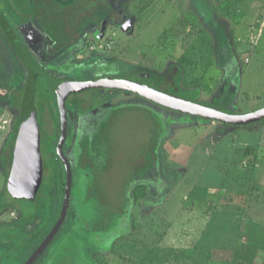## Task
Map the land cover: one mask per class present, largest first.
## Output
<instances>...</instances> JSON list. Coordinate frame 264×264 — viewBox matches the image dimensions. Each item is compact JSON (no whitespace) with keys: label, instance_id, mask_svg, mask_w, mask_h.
<instances>
[{"label":"rangeland","instance_id":"1","mask_svg":"<svg viewBox=\"0 0 264 264\" xmlns=\"http://www.w3.org/2000/svg\"><path fill=\"white\" fill-rule=\"evenodd\" d=\"M33 1L27 0L31 13ZM83 1L54 4L78 2L68 10L70 23L73 12H86L79 4ZM110 3L111 16H125L126 27L107 20L101 36L95 37L96 23L87 19L82 39L73 36L69 44L66 35L50 36L40 20L19 25L7 19L31 58L57 80L134 79L136 71L151 77L153 84L163 80L181 91L196 88L199 105L220 103L225 114L264 108V0ZM103 15L97 10L92 17ZM0 37H5L1 28ZM58 39L66 46L56 50ZM9 47L3 44L0 50L8 51L0 58V89L6 91L0 101L7 103L1 113L0 155L11 131V102L21 98L27 80ZM76 55L83 59L76 61ZM109 91L110 105L93 99L103 91L73 94L66 101L63 149L72 172L69 208L58 235L34 264H264V118L248 125L223 124L174 113L135 94ZM174 96L191 99L178 90ZM146 105L169 114V134L166 120ZM56 106L53 162L48 163L53 177L48 171L41 185L49 187L42 186L36 200L15 199L17 209L0 213V264H25L61 212L66 177L53 153L59 137ZM154 139L161 162L157 159L153 173L151 168L133 179L132 189L144 186L145 196L131 202L124 229L107 237L99 227L125 207L120 193L133 176L142 174ZM2 176L0 160V190ZM155 182L162 187L157 195L149 191Z\"/></svg>","mask_w":264,"mask_h":264},{"label":"trees","instance_id":"2","mask_svg":"<svg viewBox=\"0 0 264 264\" xmlns=\"http://www.w3.org/2000/svg\"><path fill=\"white\" fill-rule=\"evenodd\" d=\"M5 1L7 3L6 5H8L9 7V10H8L9 15L11 16V18L13 19L15 23H18L19 25H23L32 20H36V21L40 20L44 22V24L46 25L44 29L50 36L57 37L56 35L59 34V36L62 37V35H66L68 38L67 40L68 42H65L66 44H69L70 41H73L74 39H78L79 37L82 39L81 33L86 27L85 23L87 19L90 20L89 22L91 23H93V21L96 23V25L93 28V31H94L93 33L95 34V37L101 36L102 34L101 32H103V28H104V23L107 20L114 22L116 25H119V26L123 25L125 27H126L125 24L127 22L125 16L121 18L118 17L117 15L113 17L111 16L112 11H113L112 4L110 3L111 0H84L83 2H79V4L80 3L83 4V7L81 6V8L86 12L83 13L82 10L81 12L80 11L73 12L72 21L70 23L68 19L71 16L68 13V10L73 9L74 6H76L75 7L76 9L78 6L77 4L78 2H72L70 3L71 5H67V7H64L63 6L64 4L62 5L54 4L55 1L57 0H34L32 5H34L36 9L34 10V12L31 13L30 7L27 5V0H5ZM97 10L98 11L101 10L104 13L103 17H100V18L96 16L92 17V14L95 15L97 13ZM87 14H91V15L87 16ZM120 15L122 16L123 14H120ZM56 22L59 25L55 27L54 23ZM74 26L76 27L74 28V30H72ZM73 36L75 37L74 39H73ZM60 42H61V45L55 46L56 50H59L60 48H64L66 46L62 40L58 39V43ZM6 44L9 46L8 43ZM9 49L11 51L10 47ZM25 49L28 51L26 47ZM132 72H133L132 76L135 75L138 77L136 78L134 77V79H132L126 76V78H128L127 80L143 84L145 86L153 88V90L154 89L158 90L162 93H165L175 98H179L177 96H174V93L177 90L178 92H182V93L185 92L186 94H189L191 96V99H183V100L187 102L197 103V98L199 96V92H198L199 90L196 88L192 90L181 91L182 89L180 90L179 88L175 87L176 84H168V83H165L163 80H158L154 82L153 84V82H151L152 81L151 77L141 75L140 73L138 74L136 71H132ZM25 86H26V82L23 86L22 94H24ZM86 91H89V90H86ZM90 91H96V92L103 91V92H98L99 95H95V96L93 95V99H95V101H98L96 103L101 104V103H105L109 101V95L106 94L109 91L108 89H90ZM83 92H80V93H83ZM169 92H172V93H169ZM225 92L227 94V89L226 90L224 89L223 95ZM22 94H21V98H19L17 102H16V98L12 100L11 102L10 108L13 113L11 124H9L11 131L9 132V134L7 135L4 141L1 155H0L1 168H2V174H3V187L0 192V213L5 212L8 209H17V205L15 203L16 200L13 197V191L14 190L18 191L20 189L19 188L20 186L24 187V185H26L25 180L28 178V168L30 167V165L35 164V159H36L33 136L31 137L25 136L20 139L18 137L19 128H20L19 125H20L21 101L23 97ZM53 94L54 93L52 89L49 87V85L41 77H36L35 89H34V94H33V105L35 109V117H36V123H37L36 125L38 128V139H39V145H38L39 154L38 155H39L40 164H41L40 166L41 167L40 168L41 169V180H40V184H38V189L36 190L33 200H36L38 197H40L42 186L43 187L45 186L41 184H43V178L48 175V171L50 172L51 178L53 177V169H51L50 171V166L48 165L49 162L50 164H52L53 162L51 158L52 157L51 145L56 138L55 136L56 125L55 124H56L57 118H55V109H54L56 99ZM76 94H79V93H74V95ZM93 104H94V100H93ZM206 106L214 111L216 110V111L224 112L223 107L220 103H217V105L208 103V105ZM84 110L86 109H83V108L81 109L82 112H84ZM149 111L154 112V114L161 116V119L164 118V120H166L165 130H167L169 134L170 123H167L168 118L170 119L169 114L163 116L159 114L157 111H155L153 108L149 109ZM172 112L177 113V114L180 113L176 111H172ZM180 114H183V113H180ZM66 116H67V123H68L69 117L67 115V110H66ZM202 119L209 120L207 118H202ZM262 119H259V120H262ZM259 120H254L248 124L257 122ZM58 124H59V115H58ZM154 127L156 130L157 124L154 125ZM67 129H68V125H67ZM154 135L157 136L155 138L157 140L159 138L158 133H155ZM66 139H67V136H66ZM155 139L150 147L151 151H148L147 161H146V164H144V167H143L144 169H143L142 174H137V175L135 174L136 176H133L130 179V183H128V185L126 186L125 192L120 193V196H122V199H124L125 207H123L121 211L118 212L117 215L115 214L113 218H110V221H108L106 224L103 223V225L99 227V228H102L101 232L104 233L107 237L111 238L113 235H117L118 229L119 230L124 229L125 226L123 225L126 222L127 217L129 215L128 213L130 211L131 202L136 201L139 198H143L145 196V188H143L144 186H136L132 189V186L134 183L133 179L137 178L138 176L140 177L143 174L146 175L147 173H149V170L151 168H152V172L156 171L155 169H157V158L159 159V157L155 155L156 146H157ZM65 143H66V140H65ZM53 153L54 155L56 154L55 151ZM21 175L22 176L25 175V178L23 179L22 177L20 178ZM160 178L161 177L158 175V178L156 180L159 182ZM95 180L97 182V178H95ZM93 182L94 181H91L90 185L94 186ZM156 182L152 185L150 184V187H149L150 193H155V195H157V191L160 190V187L155 186ZM48 187L49 185L46 184L45 190H47ZM100 199H101V204H103L104 201L102 200V198ZM98 203L100 204V202ZM16 211L18 212L19 210H16ZM57 235L58 234L55 235L53 240L56 238Z\"/></svg>","mask_w":264,"mask_h":264},{"label":"water","instance_id":"3","mask_svg":"<svg viewBox=\"0 0 264 264\" xmlns=\"http://www.w3.org/2000/svg\"><path fill=\"white\" fill-rule=\"evenodd\" d=\"M0 28L8 42L12 52L15 54L21 65L24 66L27 73L26 86L22 101H21V112H20V128H19V139L23 137L34 138V150H35V164L30 165L28 168V178L25 180L24 187L20 186L18 191H13L14 199H33L38 189V184L41 180V164L39 158V139H38V128L35 117V109L33 105V94L35 89L36 77H41L52 89L53 95L56 99L57 111L59 115V137L55 146V155L60 159L65 169V188L63 195V203L59 217L43 239L36 250L30 255L25 264H34L38 258L43 254L48 245L52 242L58 230L61 228L65 214H67L69 208V199L72 184V172L69 161L64 155L63 147L67 136V116H66V100L70 95L74 93H80L90 89H108L118 90L140 96L152 103H155L161 107H164L171 111L180 112L186 115L207 118L209 120H216L224 124L231 125H246L254 120L264 118V108L245 115H229L220 111H214L210 108L199 105L198 103L187 102L153 88L145 86L143 84L129 81L127 79L119 78H99L91 81H67L57 80L46 73L37 63L31 58L24 45L20 42L10 24L0 12ZM25 178V175H21L20 178Z\"/></svg>","mask_w":264,"mask_h":264},{"label":"crops","instance_id":"4","mask_svg":"<svg viewBox=\"0 0 264 264\" xmlns=\"http://www.w3.org/2000/svg\"><path fill=\"white\" fill-rule=\"evenodd\" d=\"M7 3H6V1L5 0H0V12H2V14L4 15V17L6 18V20L8 21V22H10L7 18H8V16H10V15H7L8 13V9L6 8V5ZM10 18H11V16H10ZM11 20H12V18H11ZM15 23V22H14ZM9 24H11V23H9ZM13 26V25H12ZM11 26V27H12ZM14 27V26H13ZM5 39V37H2V39H1V37H0V50H1V47H2V45L3 44H5L6 46H8L6 43H8L7 41H6V39ZM5 42V43H4ZM8 52V51H7ZM7 52H6V49H4L3 48V52H1L0 51V58H1V56H7ZM10 53V52H9ZM14 54V53H13ZM13 56H15V54L13 55ZM16 57V56H15ZM74 59L76 60V61H78V60H81V59H83V56H75L74 57ZM23 67V66H22ZM111 92L110 91H108L106 94H108L109 95V101H107L106 103H108V102H110V103H108L109 105L110 104H112V103H114V102H112V99L110 98L111 97V94H110ZM112 93H114V92H112ZM5 94H6V91H3L2 92V90L0 89V97H4L5 98ZM119 95V94H118ZM129 104V101L127 102H123V101H121V103L120 104ZM7 105V103H6V100H5V102L3 101V102H1L0 101V124L2 123V122H4L3 120V118H1V116L3 115V111H4V109L7 107L6 106ZM145 105V104H144ZM147 106V105H146ZM149 106V105H148ZM147 106V107H148ZM145 107V106H144ZM149 107H151V108H149V109H152V106H149ZM155 111H157L159 114H161V115H167L166 114V112H161V110H157V108H153ZM3 110V111H2ZM86 112V111H85ZM251 112H254V111H251ZM1 113H2V115H1ZM5 123V122H4ZM165 139V138H164ZM160 152V151H159ZM159 152H156L155 151V155L156 156H158V155H160V154H158ZM160 157V156H159ZM158 159V158H157ZM158 161L159 162H161V160H160V158L158 159ZM158 164V163H157ZM2 178H3V176H2ZM161 185V184H160ZM2 187H3V180H2ZM162 187H160V189H161ZM1 190H2V188H1ZM1 190H0V192H1Z\"/></svg>","mask_w":264,"mask_h":264},{"label":"flooded vegetation","instance_id":"5","mask_svg":"<svg viewBox=\"0 0 264 264\" xmlns=\"http://www.w3.org/2000/svg\"><path fill=\"white\" fill-rule=\"evenodd\" d=\"M8 23H9V22H8ZM10 26H11V25H10ZM29 53H30V52H29ZM152 173H153V172H152ZM158 173H159V172H158ZM160 182H162V181H161V178H160V180H159V183H160ZM160 184H161V183H160ZM160 190H161V189H160ZM160 190H159V191H160Z\"/></svg>","mask_w":264,"mask_h":264}]
</instances>
